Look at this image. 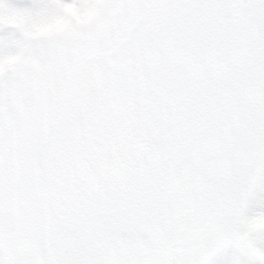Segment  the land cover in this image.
Returning a JSON list of instances; mask_svg holds the SVG:
<instances>
[{"label": "snow or ice", "instance_id": "6c2138e0", "mask_svg": "<svg viewBox=\"0 0 264 264\" xmlns=\"http://www.w3.org/2000/svg\"><path fill=\"white\" fill-rule=\"evenodd\" d=\"M0 264H264V0H0Z\"/></svg>", "mask_w": 264, "mask_h": 264}]
</instances>
